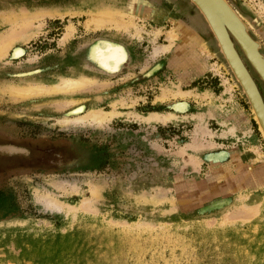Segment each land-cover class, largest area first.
Wrapping results in <instances>:
<instances>
[{
  "label": "rangeland",
  "instance_id": "374dc122",
  "mask_svg": "<svg viewBox=\"0 0 264 264\" xmlns=\"http://www.w3.org/2000/svg\"><path fill=\"white\" fill-rule=\"evenodd\" d=\"M227 1L264 56V0ZM103 2L132 12L141 36L134 27L88 28L87 11ZM56 8L78 13L45 17L38 34L17 42L0 61V85L81 74L97 83L61 108L51 97L35 108L0 99V264H264V157L253 155L264 153V138L245 94L219 51L211 59L201 44L182 40L153 54L169 43L174 20L200 27L217 45L197 7L0 0L2 14ZM69 25L73 34L62 41ZM234 42L264 101V81ZM115 46L122 60L103 65L100 53ZM202 53L211 70L200 65ZM165 88L189 94L158 98ZM113 103L119 115L102 125L61 123ZM238 107L249 123L244 133L224 118ZM149 112L176 117L135 116Z\"/></svg>",
  "mask_w": 264,
  "mask_h": 264
},
{
  "label": "bare ground",
  "instance_id": "6f19581e",
  "mask_svg": "<svg viewBox=\"0 0 264 264\" xmlns=\"http://www.w3.org/2000/svg\"><path fill=\"white\" fill-rule=\"evenodd\" d=\"M65 11L66 10H62L61 8H56L53 10L45 9L36 12H32L27 9L23 12L17 10H11L9 13L6 12L4 14L0 12L2 15L0 16V29L3 27L5 28L3 32H0V61H4L7 58L11 49L14 48L17 42L27 43L36 34H38L43 25V22L41 20H43L45 17L63 18L67 13H71L72 16L78 13H74L73 11V13L70 11ZM87 15L88 16L85 20V23L88 28H114L119 31H129L130 27H134L135 33H133L132 35L136 37L141 36V29L136 25V22L133 19L135 15L132 12H127L126 10L122 9V7L111 6L108 3L103 2L101 3V5H99V7L97 6L94 11H87ZM36 20L40 21L39 25L34 24ZM174 21L175 22L173 24V27L167 31V39L169 43L157 46L153 54L156 55L161 52H165L168 50L170 51L176 43L182 40H188L189 42L192 41L193 43L197 42V38L195 39L194 33L192 32L193 25L182 22L180 23L177 20ZM73 31V25H69L62 37V41L68 39L73 34ZM200 44L201 50L210 55V52L205 47L204 42H201ZM100 58L103 65L107 63L106 61L108 59H113L114 62L118 63L123 58V52L121 50V47L115 46L110 49L109 54L107 55L100 53ZM95 83L97 82L94 78L84 74L76 77L63 76L60 77L56 82L51 84H46L43 82L5 83L0 85V99L2 97H6L11 102L28 101L33 103L31 107L35 108L41 105L40 102L42 98L51 97L54 98V105L57 108H61L65 104H68V102L69 104L70 102L74 103V95L84 92ZM187 94H189V92L181 88L177 89L176 91H170L169 89L165 88L163 89L162 95L158 96V98L164 99V97H168L169 95L185 96ZM34 98L40 99L39 101L35 102ZM114 104L115 103H113V105ZM113 107L114 108L110 111L104 112L100 108H92L83 115L72 118L65 117L62 121H60L66 128L72 123H87L88 121H94V124L101 123L102 125L103 122L109 121L113 117L119 115V112L116 110L115 105ZM135 116L147 121L159 120L164 122L167 120H172L176 117V115L172 112H149L145 115L135 114ZM233 130L235 133H237V130L235 128H233ZM230 155H234V153ZM236 155L237 154H235V156ZM253 155L257 160H260L264 157V153H262L258 149H253ZM46 199L51 205L55 206V209H62V203L58 198H54L52 195H47Z\"/></svg>",
  "mask_w": 264,
  "mask_h": 264
},
{
  "label": "water",
  "instance_id": "95a60500",
  "mask_svg": "<svg viewBox=\"0 0 264 264\" xmlns=\"http://www.w3.org/2000/svg\"><path fill=\"white\" fill-rule=\"evenodd\" d=\"M190 1L197 7L213 33L219 52L245 94L254 120L264 138V101L234 41L238 43L251 66L264 81V56L258 50L259 43L250 36L246 25L227 0Z\"/></svg>",
  "mask_w": 264,
  "mask_h": 264
},
{
  "label": "crops",
  "instance_id": "0c3cea01",
  "mask_svg": "<svg viewBox=\"0 0 264 264\" xmlns=\"http://www.w3.org/2000/svg\"><path fill=\"white\" fill-rule=\"evenodd\" d=\"M192 32L194 33L195 39L197 38L196 39L197 45H199L201 42H204L205 47L210 52L211 59H213L215 55L217 54V52L219 51V48H217V45L215 41L213 40V38L207 32L201 31L200 27H197L196 25L193 26ZM204 57L205 55L203 54L202 59H201L203 60V62L201 64V62L199 61L200 65L202 67L205 66L206 70H211L209 68V64H212V62L210 61V59L204 62ZM243 111H244L243 108L238 107V108L233 109V111L230 113V115L236 114L239 117V119H237L235 116L231 117L228 114L224 115V118L225 116H228V120H225V121H227V123L232 124L234 126L236 125L235 127L237 128V130L244 133L247 131L249 123H248V120L246 121L245 114L243 113ZM239 120L243 121V123H240Z\"/></svg>",
  "mask_w": 264,
  "mask_h": 264
}]
</instances>
